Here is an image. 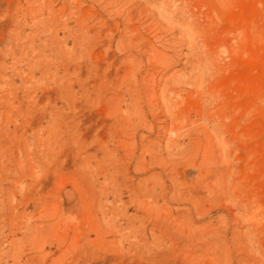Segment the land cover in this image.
<instances>
[{"label":"rangeland","instance_id":"rangeland-1","mask_svg":"<svg viewBox=\"0 0 264 264\" xmlns=\"http://www.w3.org/2000/svg\"><path fill=\"white\" fill-rule=\"evenodd\" d=\"M0 264H264V0H0Z\"/></svg>","mask_w":264,"mask_h":264}]
</instances>
